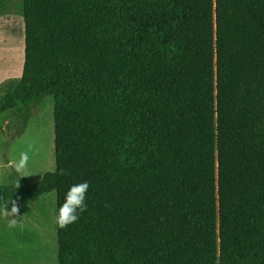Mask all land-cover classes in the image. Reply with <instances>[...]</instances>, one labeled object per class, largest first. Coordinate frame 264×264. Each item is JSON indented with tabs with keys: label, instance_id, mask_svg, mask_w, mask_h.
<instances>
[{
	"label": "trees",
	"instance_id": "obj_1",
	"mask_svg": "<svg viewBox=\"0 0 264 264\" xmlns=\"http://www.w3.org/2000/svg\"><path fill=\"white\" fill-rule=\"evenodd\" d=\"M10 13L24 62L0 115L53 98L55 169L0 186V209L56 192L58 210L87 181L57 264H264V0H0Z\"/></svg>",
	"mask_w": 264,
	"mask_h": 264
},
{
	"label": "rangeland",
	"instance_id": "obj_2",
	"mask_svg": "<svg viewBox=\"0 0 264 264\" xmlns=\"http://www.w3.org/2000/svg\"><path fill=\"white\" fill-rule=\"evenodd\" d=\"M24 62V22L19 13L0 16V96L2 87L18 81ZM53 98L46 97L0 115V186L39 183L55 169ZM28 151L25 175L8 167ZM57 194L19 201L17 226L0 217V264H57L54 215Z\"/></svg>",
	"mask_w": 264,
	"mask_h": 264
},
{
	"label": "clouds",
	"instance_id": "obj_3",
	"mask_svg": "<svg viewBox=\"0 0 264 264\" xmlns=\"http://www.w3.org/2000/svg\"><path fill=\"white\" fill-rule=\"evenodd\" d=\"M28 160V151L21 152L18 159L10 162L8 167L14 169L21 177L26 176L24 173ZM88 189L89 183L87 181L79 182L69 187L65 193L64 202L59 206L54 215V222L58 228H66L68 225L77 221L79 213L83 212L87 207L85 199ZM9 203H11L10 208ZM19 211L20 209L16 201H8L3 209H0V217L7 220V226L9 228H14L18 223L16 218L19 216Z\"/></svg>",
	"mask_w": 264,
	"mask_h": 264
}]
</instances>
